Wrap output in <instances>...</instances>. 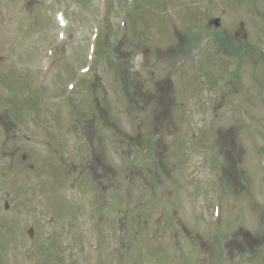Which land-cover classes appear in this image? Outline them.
Here are the masks:
<instances>
[{
    "label": "rangeland",
    "instance_id": "374dc122",
    "mask_svg": "<svg viewBox=\"0 0 264 264\" xmlns=\"http://www.w3.org/2000/svg\"><path fill=\"white\" fill-rule=\"evenodd\" d=\"M132 2L138 6L134 14L133 8L126 10ZM263 4L264 0H0V99L4 102L0 103V264H21L24 257L17 253L33 252L44 239L43 245H49L50 252L53 241L59 245L54 254L46 251L44 264H88L92 260L89 253L83 257L80 237L73 230V226L78 228L73 218L82 210L67 203L68 174L77 169L80 172L82 166L84 182L92 184L105 207L112 200L113 206L132 213L128 221H119L113 228L111 220L103 217L101 222L99 215H91V222L101 230L97 237L101 258L109 251L120 250L115 227L122 229V224L130 236L136 235L141 242L140 246L134 245L137 250L131 264L159 259L167 264L171 261L167 251L173 254V246L177 257L183 258L180 245L184 243H178V231L184 233L193 249L200 250L198 246H202L201 259L206 264H264V160L256 154L264 159V91H257L254 81L248 102L232 109L228 102L230 96L241 102L242 91L249 87V75L264 83ZM62 9L69 14L68 34L71 31L73 42L63 43L57 50L55 42L60 30L53 18L55 11ZM31 14L34 18L29 17ZM214 20H219V26L207 29L208 21ZM35 25L41 28L42 37L33 33ZM96 29L98 42H92ZM202 29L210 30L209 34ZM106 32L107 47L117 65L112 68L113 76L108 68L110 61L102 51ZM199 34L204 45L201 41L195 44ZM217 39L229 50L220 51L222 59L212 60L205 46ZM91 45H95L93 64L87 60ZM44 62L50 63L47 74L41 72ZM88 65H92V87H96L94 96L98 97L94 123L107 118L109 127L119 134L117 137L140 145V156L133 157V152L125 156L117 144L113 148L105 141L102 144L101 128L88 127L92 119L86 118L93 117V111L86 103L92 96L77 88V75ZM233 74L236 85L232 89L212 92V114H221L220 134L215 137L221 140L215 150L224 157L212 167L221 173L220 196L229 207H224L223 227L218 230L207 224L210 215L199 187L202 177L209 178L215 172L203 173L198 164L201 157L195 155L194 148L205 149L202 145L206 137L195 138L207 127L201 111L212 89L211 80L221 76L225 83ZM68 84H76L75 89L70 90ZM35 85H41L40 95L26 93ZM115 85L121 87L122 95L128 86L132 88L127 95L128 100L134 98L131 113ZM5 87L11 99L13 95L16 100H25L17 107L25 114L30 107L37 114L43 113L45 103L40 124L30 122L17 111L14 122L3 118L13 119L16 109L7 94L3 95ZM77 100L81 105L73 118L77 126L80 120L81 123L73 128L65 115V104ZM56 101L60 105H55L59 104ZM72 128L74 133L68 135ZM42 129L47 136L42 142L48 143L49 138L53 152L42 148V142L41 148L33 143L35 139L36 143L41 141ZM73 139L77 141L70 146ZM85 139L97 140L96 146L88 148ZM147 143L154 145L153 150L144 149ZM105 147L109 154L102 151ZM180 152L188 157L191 166L188 162L178 172L173 170V154ZM144 159L149 167L142 170L140 160ZM40 165L45 176L40 175ZM146 168L151 177L156 173L158 177L151 178ZM62 174L66 176L63 183ZM78 185L84 187L83 183ZM216 188L210 189V198L217 194ZM237 191L243 192L242 198L246 195L247 200L237 198ZM92 193L88 192V200ZM163 195L170 207H165L166 201L160 204ZM5 202L18 213L16 224L5 215ZM164 207L169 212L163 211ZM173 211L181 217L174 233ZM31 227L35 232L32 242L27 236ZM53 231L54 239H47ZM221 239L227 242L229 256L225 259L215 243ZM193 253L189 255L194 260ZM128 256L131 258V254ZM98 260L107 264L109 259L107 256L105 261ZM190 261L183 259L185 264Z\"/></svg>",
    "mask_w": 264,
    "mask_h": 264
}]
</instances>
